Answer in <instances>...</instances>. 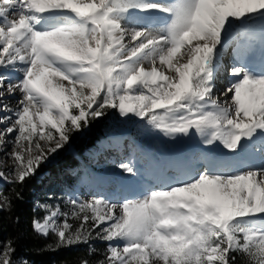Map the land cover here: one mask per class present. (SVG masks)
Wrapping results in <instances>:
<instances>
[{
	"label": "snow or ice",
	"instance_id": "obj_1",
	"mask_svg": "<svg viewBox=\"0 0 264 264\" xmlns=\"http://www.w3.org/2000/svg\"><path fill=\"white\" fill-rule=\"evenodd\" d=\"M0 113V181L13 192L110 113L184 145L127 143L110 161L119 175L85 165L88 199L33 209V233L53 237L43 251L101 256L79 264H264V0H0ZM126 141L109 136L92 156L123 157ZM12 207L0 191V214ZM15 251L4 241L0 264H28Z\"/></svg>",
	"mask_w": 264,
	"mask_h": 264
},
{
	"label": "trees",
	"instance_id": "obj_2",
	"mask_svg": "<svg viewBox=\"0 0 264 264\" xmlns=\"http://www.w3.org/2000/svg\"><path fill=\"white\" fill-rule=\"evenodd\" d=\"M113 116L114 114L110 113L108 117L92 123L90 128L84 131L83 134H74L70 143L64 149L66 153L62 152L55 163L45 168V170L43 169V174L55 170L58 176L57 184L60 192L73 189L76 180L66 171L71 167H76L79 161L85 158V154L88 151L96 148L97 142L106 135L109 119ZM38 174L39 172L26 180L22 187L19 185L15 186V192H19L22 199L15 198L12 185H5L0 189L3 194L8 195L12 199L13 204L10 212L0 214V247H2L4 241L12 239L13 246L16 249L13 259L22 257L28 261V264H79L81 259H89L90 261L101 259L99 254L89 257L87 255V245L62 248L57 251L42 250L46 244L53 241V237L49 236L48 239L38 238L31 228L33 216L43 215V212L33 211L37 195L42 187V181L38 179ZM91 243L101 252L106 247L101 242L92 241ZM236 264H242L241 256L237 257Z\"/></svg>",
	"mask_w": 264,
	"mask_h": 264
},
{
	"label": "rangeland",
	"instance_id": "obj_3",
	"mask_svg": "<svg viewBox=\"0 0 264 264\" xmlns=\"http://www.w3.org/2000/svg\"><path fill=\"white\" fill-rule=\"evenodd\" d=\"M226 86H227V81H226V83L222 82V81L217 82V89L220 91H223ZM18 98H19L18 96L8 98L11 101L12 107H15V102ZM0 115H3V113ZM109 136H126V137H128V141H126V146H125V150H124V155H125L124 158H127L129 155L127 143H134L139 149H141L143 151L152 150L153 148H155L157 146L163 148L165 151H174L176 149L184 147V145L173 146L171 144V142L164 140L162 137H160V138H157V137H143V138L139 137L136 134V124L135 123H122L117 115H114L113 117H111L109 119L106 138ZM8 150L9 151L11 150V146L8 147ZM70 151H68V153H70ZM62 152L65 154L66 150H64V149L61 150L59 152V154L55 156L54 159H50L47 163L43 164L39 168V170L37 171V172H39L38 179L40 181H42V184H41L42 187H41L40 193L37 195L36 203L41 202V203H49V204H53V205L56 203H59L61 206V210L67 211V210H69L70 206L64 204V202H63L64 199L66 198V194L72 195L74 197H79L80 199L84 200V199H88L89 192H88L87 187L86 186L81 187V185L78 183V181H77L76 185L74 186L72 192H70V193L60 192V190L58 189V184H57L58 178H57V174H56L55 170L50 171L49 173L43 174L44 173L43 169L45 170V168H47V167L51 166L53 163H55L59 159V157H60L59 155ZM92 153H94V151L86 153V158H85L86 160H83L84 161L83 167L85 165H87L89 167V169L94 173H107V174H111V175H119L118 170L114 167V165L112 163H110V161L113 158H115L117 163L120 162L121 159L118 158L119 155H117V153L112 152V151H108V152L101 154L99 157H95V158L92 156ZM2 157H3V153H0V158H2ZM124 158H122V159H124ZM7 166H8L7 161H5V170H7ZM5 185H8V184H4L2 181H0V189L3 188ZM110 191H111V189L108 190V192H110ZM49 197H52V199L50 200ZM57 197H59L60 199L58 200ZM70 222H72V221H70ZM73 223H78V222H73ZM97 242H99V241H97Z\"/></svg>",
	"mask_w": 264,
	"mask_h": 264
},
{
	"label": "bare ground",
	"instance_id": "obj_4",
	"mask_svg": "<svg viewBox=\"0 0 264 264\" xmlns=\"http://www.w3.org/2000/svg\"><path fill=\"white\" fill-rule=\"evenodd\" d=\"M224 81H228V79H227V77L225 76L224 77V79H223ZM0 114H2V113H0ZM125 155L123 154V157H124Z\"/></svg>",
	"mask_w": 264,
	"mask_h": 264
}]
</instances>
